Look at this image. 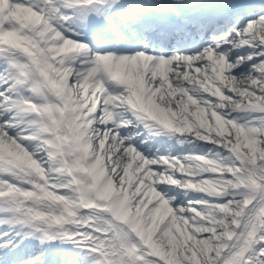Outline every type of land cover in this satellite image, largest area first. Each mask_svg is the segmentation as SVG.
<instances>
[{
    "label": "snow or ice",
    "instance_id": "1",
    "mask_svg": "<svg viewBox=\"0 0 264 264\" xmlns=\"http://www.w3.org/2000/svg\"><path fill=\"white\" fill-rule=\"evenodd\" d=\"M0 264H264V0H0Z\"/></svg>",
    "mask_w": 264,
    "mask_h": 264
}]
</instances>
